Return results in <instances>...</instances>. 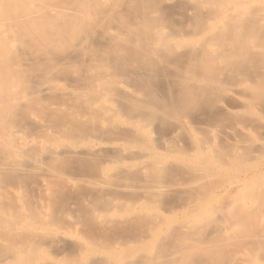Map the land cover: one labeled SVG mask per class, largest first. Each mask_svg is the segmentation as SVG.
Masks as SVG:
<instances>
[{"label": "rangeland", "instance_id": "rangeland-1", "mask_svg": "<svg viewBox=\"0 0 264 264\" xmlns=\"http://www.w3.org/2000/svg\"><path fill=\"white\" fill-rule=\"evenodd\" d=\"M143 1L145 0H141V1L139 0L121 1L120 0L121 3L119 5L116 4L118 5L117 8L116 6L114 7L115 10L113 8L114 13H111V14H115L117 19L118 18L120 19V17L121 18L123 17L127 19V22L128 20H130V23L133 22L132 25H130V27H128L129 23H127L128 25L125 24V26L127 27H123L124 26L123 23H125L124 21L123 23L121 22L123 18L120 21H118L117 19L114 20V23L111 20L113 19L112 17L110 18V20L109 18H106L108 16L106 17L102 16L101 18L96 19L97 20L96 22L105 21L111 24V25L108 24V26H112V27L107 26L111 30H113L112 28H114L117 23L122 24V25H119V28L117 26L118 24L116 25L117 26L116 28H118L120 31L121 30L124 31L120 33V35L123 36V37L121 36V38H124L125 40V37L126 38L130 37V40L126 39V41H123L121 43L125 42L126 44L128 43V46L129 44H132V46L127 48L126 44H121V46L124 45L123 47L124 51H122V53L120 52V55L117 57L114 54L117 53L115 51L117 50L118 47H120L119 45L120 43L118 42L119 43L118 47L116 46V43H115L114 45L116 47H114L113 43H111L113 40L112 41L110 40V44L113 45L112 47L114 48H111V49L109 48L111 47V45L108 44L109 39L107 41V38H108L107 36L106 38H104L103 34L106 35V33H103L102 31L104 28H101V27H106L107 23H104V22H101L102 26H99L101 24L96 23L95 21H94L95 23L94 22L93 23L96 24L97 26L92 25L93 23L91 24L92 26H94L95 29L92 28L94 32L91 30L89 33L92 32L93 37H95V39L91 35L90 37H92V39L88 38L85 40L83 35L86 33V31H88V28L84 29L85 33L82 35V37L85 42L87 40L88 42L85 44L83 41L84 48L83 46L80 45L79 43L80 41H78V45L73 44L72 46L75 45V47L80 45L79 48L77 47L76 50H75V47L74 49H72V51H74L75 53L74 52L72 53V51H70L71 44L69 43V41H68V45L70 47L69 46L67 47H69L70 49L67 47H60L55 50L53 49L52 51L50 50L51 48H49V51L51 52H49L47 48H46V51L43 50L42 43H41L42 47L36 50L35 48L37 47L35 46V43L31 44L32 42L27 41L26 44H29V46L31 47L27 45L29 48L26 49L27 52L25 51L26 54L24 56V62L26 61L25 62L26 64L24 65V62L23 61L21 62L23 56H21V58L19 57L21 60L19 59L18 60L20 61L19 64L24 65L23 67L25 68L24 72L26 70L25 73L22 72L23 74L19 75V78L23 77L22 78V80L24 79L23 82H25V79H27L26 81L28 83L26 82L24 84L26 86H29L27 88L23 84V88L19 87V89L20 91H22L21 89H25L27 91L25 92V94L28 93L26 96L28 97V99L25 97L26 100L23 99L24 101L21 99L18 100L21 103L17 101L18 103L21 104L20 105L17 103L18 105L16 106L17 113L14 112L15 116L13 115V113H11L10 115L11 118L10 116L8 117L10 122H13L14 124V126L12 125L13 126L12 129L14 132L11 130L13 133L7 137V141L5 143H2L0 145V264H149V263L151 264V261L153 262L152 264L154 263L155 264H187V263L197 264L199 261H201L200 259H203L201 258L203 256V253L199 247H195L194 245L196 246L200 245L198 243H200L202 240L205 239L206 234H207L206 232H208V230L214 227L212 226L213 221L212 219H210V216L212 215L210 210H212V208H217L221 206L222 203L226 204L227 202L224 203V201L225 200L228 201V199L231 198V194L228 193L229 197L227 194V192L230 191L231 189L227 181H230V180L232 181H242L243 180L244 181L245 179H246L245 181H248L249 178H251L249 180L251 181L252 178H255L253 180H256L257 177L263 178L264 176V173H263L264 152L262 151H264V148L262 147L263 148V150L261 149L262 153H258V154H256L257 151L255 150L254 153L257 155V157L252 151L251 152L254 154L253 155L254 157H252V154H249L247 152L250 151L248 150V148L250 147L249 144L251 145L253 144L251 147L253 146L256 147L255 143L262 142L264 140V136H263L264 134H262L264 131L263 130L264 128L263 126H261L262 128L259 126V125H262L261 123H263L260 121L264 119V115H263L264 112L262 113V110L264 109L260 108V111L257 110L259 108L256 109V111L261 112L263 116L261 118L257 117L258 120L257 119L254 120V117H256V114L255 116H253L254 114H249V112H247L245 108L243 107L240 108L239 104H237L239 103V99L236 100V98H239L241 94L239 93L240 94L239 95L231 91V89L234 88L235 83H236L234 80L236 78L234 77H237L240 74H242L241 72L239 73L238 71H244L243 73L250 72L251 74H253L252 72L256 71V68H253V66H255V63L257 64L260 61V59L258 58L261 57V56L259 57L255 56L254 58V55L259 54L258 51L256 53V51L253 50L251 52L252 57L250 55L249 57L245 56L243 58L244 55H241L242 56L241 58L243 59H245L246 57L249 58L247 62L246 60L244 62L243 59H242L243 61L242 62L241 58L237 59L240 57L238 55H237V58H234L236 56L232 57V59H235V60H231L230 56H228L229 58L226 57L227 54L231 55V52L225 53L226 55L225 54L224 55L226 59L224 61H227V60H230V61H227V64H226V62L224 63L222 62L223 60L220 62H217V58H216V63L219 64L218 66L219 68L215 65L217 69L216 71L214 70L213 72L212 70L214 69L213 68L214 65H212L213 69H209V66H211L210 64H212V62L210 61L211 63L210 64L208 63L209 64V66L207 65L208 72L212 74H217L218 77L221 76L222 79L220 77L219 79H221L220 80L221 82H224V84L222 83L223 86L227 85L226 86L228 89L227 93L225 92L226 87H223L225 88L224 90L220 88L222 89L223 92H221V90H218L220 86L222 87L220 81L216 83L217 86L220 84V86H218V89L216 88L217 86L215 83L212 84L213 82L212 78H214L213 76L207 77V78H211L212 82H209V83L208 82L205 83V81L202 82L203 80L200 81V79L197 77L195 79L191 78V76H193L194 73L195 74L197 73L195 72L193 67L198 68L199 65L197 63L199 62L196 63V60H195L194 61L195 63L192 62L193 65H191L192 63L189 64L188 59H187L188 63L183 62V60L188 58L187 56L191 54V52L189 51V50H192L191 47L193 45H196L198 43L197 41L200 42V39H201V38L195 39V36L193 38V31L196 30L197 23L200 20L198 17H197L198 19L195 18V15H196L195 13L199 9L195 11L194 10L195 7L192 6L191 2H188L189 0L188 1L187 0L186 1L185 0H172L170 1V4H164V3H162L161 5L159 4L156 7L159 9L161 8V10H163V11L160 10V12L163 13V15L161 16L160 15L161 13L159 15L161 16L160 17L161 21L164 19L163 21H165L164 24L166 25L163 27V29H165V31L167 30L166 32L167 33L169 32V34H172L174 31L177 34L178 32L177 30L179 29L180 33H178L177 35L176 34L173 35L175 33L174 32L172 34L174 37H171V38L174 39V41H171L169 39L170 43L173 44L171 46L174 48H172L171 46H170L171 48H169L165 44L162 46V44L160 45L161 42L159 41L157 43L159 45V48H158L159 54L157 55V57L158 58L163 57V58L157 60V57H155V60H157L158 63L162 62V66L161 64H158V65H155L156 67H153L154 71L152 70V72L154 73L157 72L156 74L158 73L159 74L157 75V77L155 74H154V77L152 76L153 78H152V82L150 81L151 82L150 85H152L153 89H155L154 90L155 92H154L151 87L152 91L154 93H157L155 96L153 95L152 98H155L156 100H158V104L160 105L156 104L157 101L155 100L156 102H154V100L152 99V101L155 103V109L151 108V110L153 111H151L150 108L148 109L145 108L146 109L145 110L143 106H142L143 109L139 108L137 105L138 103L139 105H141L140 104L141 101L146 100L147 102L150 99V97L148 99L147 97L144 98L145 92H143V90H141V87H140V84L142 83L140 80L143 81L142 78H145L141 75V73H143V70H141V68L140 70L135 69V68L139 69V63L142 62L143 61L142 59L145 58V57L141 58V56H143V54L145 53L148 54L147 50L145 51V43L147 42L149 38L145 39L146 42L143 44L144 42L143 35L145 33H148L147 30L144 32V34L141 33V37H139L140 36L139 32L144 29L143 26L145 25L146 22L144 23V25L140 24V22L142 23V21H140L138 24L139 20L135 18L137 17V15H139L141 11L140 8L145 6L144 4V6L141 7L142 5L141 2L143 3ZM152 1L153 0L148 1L150 2V5ZM148 2L146 3L148 4ZM107 6H108V9H110L109 5ZM190 7L193 9L191 10ZM108 9L106 8L105 10H108ZM202 11L199 10V12L198 11L197 12L202 13ZM156 12L158 13L159 11H156ZM154 13L153 15L156 16L157 14H154ZM109 14L110 13L108 12V15ZM202 14L201 15L199 14L197 16L200 17L202 16ZM203 16L200 18L202 19ZM105 18L107 19V21ZM135 19L137 20L136 21L137 23H134ZM195 19L198 20V22H196ZM164 24H162V26ZM120 27L122 29H120ZM146 27L148 28L149 26L146 25ZM131 28L135 30H130ZM104 30L106 31V29ZM170 30L172 31L171 33H170ZM83 32L84 31H82V33ZM82 33H80V36ZM123 33H126V36ZM131 33H135V34H131ZM183 33H186V34L190 33L191 35L186 36V34H183ZM179 34H183V35L181 36ZM133 35H136V36H133ZM136 38L138 39L137 41H136ZM145 38H146V35H145ZM27 39L29 40V38H26V40ZM79 39H81V37ZM105 39H106V42H105ZM183 40L185 41L183 43L190 44L188 45L189 47L187 46L188 48L186 49H184L183 46L179 45L178 47V45H176L178 42L182 43L181 41ZM119 41H122V40L120 39ZM140 41H143V42H140ZM93 44L95 46H93ZM136 44H138V46ZM226 44L227 45H224L222 47H226V46L228 47V44L230 45V43H226ZM66 45H67V42H66ZM133 45H135L136 47L135 49L132 48ZM234 47L235 46H233L232 48L236 50L235 48L237 47L235 48ZM30 48L31 49L33 48V49L30 50ZM87 48L93 49V50L90 51ZM105 48H108L107 49L108 51H106ZM146 48H147V43H146ZM20 49H21L20 51H24L23 49L25 48L20 47ZM40 49H42V51ZM86 49L88 50V52L90 51L89 55L87 54ZM113 49L115 53H113L112 55V52H109V50H113ZM170 49H173L172 52L174 54L171 53ZM183 49L187 52L189 51L190 54L186 56V54L184 53L185 51L183 52ZM225 49L228 50V48H224V50ZM28 50L31 51L30 52L31 55H29ZM234 50H230V51H234ZM100 51H101V54L100 53L98 54V52ZM128 51L129 52L132 51L134 54H132V52L128 53ZM135 51H138V53L136 52L138 54L137 57H136L137 54L135 53ZM211 51L213 52L214 50H210L209 52L210 54H212ZM215 51L213 52V54L216 53ZM141 52L143 53L141 54ZM235 52L240 53L238 50H236ZM22 53L18 52L19 55ZM102 53L103 55L104 54L105 55L102 56ZM118 53H119V49H118ZM192 53H194V51ZM11 54L13 55V53ZM14 54L18 55L17 51H15ZM80 54L82 55V57L79 56ZM123 54L124 55L131 54V56L133 57L126 56L127 59L123 63V62H120L124 60L125 56H123ZM140 54L141 56H139ZM183 54L185 57L182 56ZM220 54L221 53L217 54L218 61H219L220 56L222 57V54L221 55ZM15 56H13L14 59H16ZM103 57L106 58L108 62H110L109 64H111L110 60L115 58L114 60L115 64L117 62L119 65L113 64L115 67L112 66L113 68L111 67L112 68L111 69L110 66H108L107 64V61H105ZM129 57L130 59H128ZM134 57H136L135 59L137 61V65H135L136 64L135 62H133ZM151 57L152 56H150L149 60L153 59V58L151 59ZM204 57H205V54H204ZM8 58H9V55H8ZM99 58L100 60L104 59L105 62L103 60L102 61L105 63V65L108 66L109 72L111 71L116 72L118 68H120L119 70H122L121 68L123 67H121V65L122 66L126 65L127 68L126 67L124 68H126V70H129V71H126L124 69H123L124 71H121V72L117 71L121 73V74H118L119 76L123 75L122 77L121 76L119 77V78H122V80H119L118 75H117V80H118L117 84L121 83L122 81L123 83L127 84L129 88L131 89V91L133 92V94L128 93L127 95L125 94L126 93L125 91L124 93H122V92H118L121 89L119 90L117 89L118 91L116 92V89H115V92L118 93V94L115 93L116 96H118V97H115V99L118 98V100L114 99L115 101H112V103L114 104L115 108H117L118 106L116 110H119V111H116V112L119 114V117L118 115L116 116L117 114L116 112L114 114L112 113L114 119L111 118L112 122L107 121L108 124L105 121L108 119L107 118L104 119V118L107 117L109 114H111L112 111L109 110V113L107 115H104L106 113L104 111L105 113L103 114L99 113L97 114L98 115L97 116L96 113L101 111V109H96L97 112H95L96 110L94 111L93 109L91 111L89 107V105L91 104L92 98L94 96L91 97L90 102L88 101L90 99L89 97L91 94L90 93L91 87L92 88L94 87L93 83H96L98 77L93 78V79L96 78V81L94 80L95 82L92 79L88 80V78L91 76L93 77L94 74L92 75V73L97 71V68H92V67H96L97 64L98 66H101L100 65L101 63L99 64L96 62V59L99 60ZM138 58L141 60L139 61ZM189 58H192V57L189 56ZM177 59L182 60L184 65L186 63L185 66L183 64L179 65L181 61L176 63L178 64L177 66L179 67L183 65L185 69L184 68L179 69L177 67L179 69L177 70L175 68L176 64L174 65V63L176 62ZM194 59H196V57ZM199 59L201 58H198V61ZM205 59H207V57L204 58V60ZM250 59L252 61L256 60L257 62L256 61L251 62ZM159 60H162V61L160 62ZM174 60L175 62H173ZM210 60H213V59L211 58ZM15 61L18 63L17 60ZM70 61L72 64L69 63ZM163 61H164V64H163ZM94 62H96V64ZM130 62L131 64L133 62L134 66H132ZM147 62L149 63L148 59L146 60V62H142V63L146 64ZM202 62L204 63L205 61H202ZM241 62L242 64L246 63V65L243 64V66L245 65L244 67H247L245 68L246 70L244 69V67L237 68L241 66ZM57 63H58V67H57ZM232 63H233V66H231ZM49 64L51 65L53 70ZM129 64L131 65L133 70L130 68ZM228 64L230 65L228 66ZM15 65L17 64L15 63ZM140 65L143 66L142 64ZM249 65H251V67ZM25 66H27V68ZM186 66H189L190 70L193 68L191 72L194 70L192 73L190 72L191 74L188 73L189 75L186 77L188 78L191 75L190 76L191 81L189 83L184 81L185 77L183 78V73L187 74V72L182 71L183 73H180V70H183V69L184 71L188 70ZM224 67L227 68V70H225ZM13 68H15L14 65H11V71ZM204 68H206V66ZM249 68L251 70L247 71V69ZM103 69H106V68H103ZM108 69H106V72ZM218 69H220L219 72H217ZM125 71L128 74H125L126 73ZM200 71L201 70H199L198 73ZM221 71H224V72L220 73ZM19 72H20V69L18 70L17 73ZM104 72L105 71H103V73L100 72L101 76H105V75H102V74H106ZM250 73H247V74L252 76ZM110 74L109 75L106 74L107 77H105V79L107 80V83L108 81L113 79L114 74L112 76H110ZM204 74H201L200 76ZM11 75L9 78L10 84L14 83L12 81L14 78H16V81L18 79L17 78L18 76H16L14 78L12 77L13 79L11 80ZM15 75L16 73L14 74V76ZM234 75H237V76H234ZM46 76L51 77V79H53L52 77H54L55 81L56 80L58 81L60 79L58 83H60V85L63 88L62 89L52 88V89L46 90L45 88L48 85H51L53 83V82H49L50 78L47 79ZM175 76L177 80L175 79ZM196 76L199 77V75H196ZM217 76L215 77L216 79H217ZM40 77L42 80L40 79ZM181 77L183 80L182 79L180 80ZM108 78L110 80H108ZM216 79H214V81ZM40 80H41V83H38ZM106 80H103V81L99 80V81L103 84V82ZM135 80H137V82ZM144 80H147V79H144ZM207 80L209 81V79ZM46 81H48L49 83ZM52 81H54V79ZM86 81H89V82H86ZM181 81H183V83H181ZM139 82L141 83L138 84ZM199 82H202V83H199ZM105 83L106 82H104V84ZM10 84H8V86H10ZM100 84H99L100 88L98 87V89H101L102 84L101 85ZM13 85L14 84H12V86ZM15 85L18 86L17 83ZM111 85H115L116 87V84H114L113 82L111 83ZM187 85L192 90V93H190L191 91L188 92L190 94L187 93V89L185 88V87H188ZM229 85L231 86L230 92H228ZM12 86H10V90L14 88V86L13 88ZM104 86L106 85H103L102 91L105 88ZM107 86H109V84H107ZM117 86L119 88V85ZM95 87L92 89L94 92L96 91L95 89L97 88ZM111 87L113 88L114 86H111ZM86 88L89 90H87ZM106 89L107 88H105L104 90ZM15 90H17L16 87H15ZM25 90H23V93ZM195 90H196V93H195ZM16 92L18 93V95L21 94V92H18V91ZM96 92L98 93V91ZM136 92H139L140 94ZM135 93L136 95L140 96V98H137L138 96L137 97L134 96ZM180 94H183V95H180ZM227 94H230L231 97L233 96L234 98L232 97L233 98L232 99L230 95H227ZM97 95H99V93ZM24 96L25 95H22V98H24ZM186 98H190V100L188 99L190 102L186 100ZM192 99H196V101ZM170 100L171 101L173 100V101L171 102ZM180 100L181 102L183 101V103H181ZM134 101L135 102L137 101V103H135ZM36 102H37V105H36ZM146 102L143 101L141 103L144 104ZM171 103H173L172 104L173 106L171 105ZM186 103L187 105H185ZM135 104L137 105V108ZM174 104H176V106ZM92 105L93 104H91V109H92ZM132 105L135 106L136 110L139 108L138 110L139 112L137 111L139 115H137L138 113L135 110H133L135 113L134 112L130 113L131 111L128 112V110L134 109ZM162 105L164 106V108L167 107L166 109H168L170 113L169 116H168L167 111H166L167 115L166 114L163 115V112L158 113V111H163L164 109L159 107L161 109L159 110L157 109L156 106H162ZM188 105L190 106V108L186 107ZM18 107H19V110H17ZM129 107H131V109ZM170 107L172 108L170 109ZM180 107L181 109L183 108L184 110L178 109ZM259 107H262V106L259 105ZM140 109H142L141 111H144L145 113L147 112V110L148 111L150 110L151 112L156 111L158 113L156 115L157 119L154 118V121L149 122V124L151 123L152 125L148 126V124H145L148 126L146 129H143V126L141 125L142 123L146 122V119L144 120L143 118L141 120L143 122L138 121V116H142L144 114V112H141ZM173 109L174 110L176 109L175 112ZM170 110L174 113H172ZM91 112L94 114H92ZM102 112H103V109H102ZM176 112H177V115L175 114ZM140 113L141 114L143 113V114L140 115ZM161 113L162 115L160 116L159 114ZM78 114H81L82 117L81 115L79 116ZM112 114L109 117H112ZM134 114L137 117H135ZM246 114H249V115H246ZM102 115H104L105 117L103 116L104 118H102ZM252 116L253 118H251ZM99 117H100V120H99ZM178 118L180 120H178ZM189 118L192 120H190ZM183 119L190 123L191 125L190 128L185 127L183 125ZM41 121L44 124H42ZM113 121H116V122L114 123ZM203 123H206L208 125L206 124L204 125ZM106 124L108 126H105ZM116 124L117 125L119 124L118 126H120V128L118 126L116 128ZM44 125L47 126V129H45ZM61 125L66 126V127L67 125L69 127L72 125L73 128L72 127L70 128L73 130H70V128L67 127L69 128L70 132L65 131V133L67 132V134H65L63 132L64 127H62ZM244 125H247V126H244ZM42 127H44V129L47 130V132L43 130ZM79 128L81 130H79ZM111 128H113L114 130L116 128V130L113 131V129ZM75 129H78V130H75ZM244 131L247 135L243 134ZM85 137L89 140H87ZM36 138L38 139V142ZM253 140L255 143L252 142ZM34 142L37 143L35 144L38 147L42 145L41 149L40 148L38 149V147H36V145L33 144ZM28 143L29 145L27 146ZM31 144L33 145V147L31 146ZM70 145H72V147ZM77 145H80V146L82 145L81 146L82 150L80 149L81 147L79 146H78L79 147L78 149ZM15 146L16 147L21 146L18 149L24 152L23 153L24 158L20 156L21 155L20 153H22L20 150H19L20 153L17 151L20 155L15 151ZM29 146L34 148V150H32V148H30ZM65 146L68 149L72 148V150H74L73 153L71 149H69L71 150V154L69 153L70 155H68L65 150L63 151ZM95 146H96V149H95ZM174 146L175 147L177 146V148H175ZM198 146L199 147L201 146V147L199 148ZM23 147H25L26 149H24ZM48 147L49 148L52 147L54 151L56 152L61 150L59 151L61 153H57L58 154L57 157L59 158L57 160H61V162L56 160V163L54 162L53 164V160L50 157L51 159L50 162H52L53 167L55 165L54 169L52 167V164L48 163L49 159L47 160L44 159L46 160L45 162L44 160H42L44 162L42 164L40 162L38 164H35V163L33 164V162L29 160L31 158L28 159L27 156H24V155H29V157L30 156L32 157L34 155L36 148H37V151L39 150L38 154H40L42 148L43 150L45 149V152H46V149L49 152L50 150L48 149ZM61 147H64V148H61ZM93 147H94V150L91 149ZM116 147L118 148L120 147L119 148L120 150L118 148L116 150L115 149ZM251 147L250 149H253ZM201 150L205 151V153L202 152L199 154ZM211 150L213 151L210 152ZM10 151H12V153L13 151H15L14 156ZM62 151L65 153L63 154ZM45 152L42 151L41 157H42V154L43 155L45 154ZM15 153H17L20 156L19 160H17L16 163L14 161H16V158H18L19 156ZM28 153L30 154L32 153L33 155L32 154L30 155ZM202 154H205L206 156L205 155L202 156ZM233 154L235 155L232 156ZM261 154H263V156ZM15 155L18 157H16ZM259 155L261 156V158ZM64 156L65 158L62 159V157ZM239 157L241 158L239 159ZM21 158H23V160L26 158V160L28 159L30 162L29 161L26 162L25 160V162L22 161V165H20L18 164V161H20ZM231 158L233 159L231 160ZM208 159L209 161L207 162H210V165L211 163H214V162L218 163L217 165H219V169L217 166L211 165L210 167L209 163L206 162V160ZM234 159L235 161H233ZM203 160H205L204 163H203ZM237 160H240V163ZM157 161H159L160 164H157L158 163ZM197 162H200V164H198ZM230 162H233V163H230ZM25 163H27L28 165ZM205 163H207V165ZM16 164H18L19 167L16 166ZM224 164H227V166ZM160 165L163 167L162 170L160 169L161 168ZM239 165L242 166L243 168L240 167ZM25 166L27 167L25 168ZM17 167L19 168L18 170H16ZM204 168L207 170H205ZM239 168H241V170ZM257 168L259 169L256 171ZM242 169L243 170L246 169L244 171V175H243V172H241L243 171ZM250 169L251 171H248ZM252 169H255L256 172H254V170ZM202 170L205 171L204 172L205 174L196 173ZM209 171L211 172V175H210L211 177L209 176ZM201 174L202 175L204 174V176H202L203 178L201 177ZM157 175L161 177L160 178L161 180H159ZM240 175L244 177H241ZM74 178H77V180H75ZM102 178L104 179L102 180ZM198 178L203 179V180H199ZM44 179H45V182H44ZM189 179L191 181H189ZM193 180H195L194 182H196L194 183L195 185L198 184L197 187L194 184L193 185L191 184L193 183ZM198 180L200 181V183L198 182ZM206 180L208 183H205ZM183 182H184V185L182 184ZM160 184L162 185V187ZM163 185H165V187ZM154 187H157V189ZM158 188H161L159 189L160 190L159 195L157 193L159 191ZM162 189L164 191H162ZM152 192L155 193V195L157 194L158 197L157 195L155 196ZM224 193L227 195V197H225L226 195H224ZM151 195H154L153 196L154 198ZM263 205L260 204V205L254 206V207H257V210L256 208L253 207V205L250 206V204L247 205L248 207L243 208L247 210L238 208L239 207L238 205L236 206L237 208L235 207L233 211V214L236 212L234 214L236 217L234 215L233 216L236 219L238 218L237 220L241 221L239 222L240 227L245 228L247 226L246 228H249V229L264 230L263 229L264 228V213H262L264 212ZM258 206H260V208ZM206 207H208V210H205ZM250 210L252 212L254 211L256 214L254 212L252 214ZM249 213H250V216H249ZM251 215L253 216L252 218H251ZM209 219L211 220L210 221L211 223H209ZM252 219L254 223L252 222ZM181 223L184 225L186 224V225L179 226L178 224H181ZM193 223H195V225ZM158 230H161V231L159 232ZM195 231L196 232L199 231V232L196 233ZM201 233H202V236H201ZM198 237L202 239L200 240ZM119 239L121 240V242H123V244H121ZM193 239L194 241L192 242L191 240ZM197 239L199 241L196 242ZM187 243L188 244L190 243V244L188 245ZM185 246L186 247L188 246L189 249L188 248L185 249L184 248ZM174 251L176 252V254ZM194 254H196L195 257H194ZM175 257H178L179 259Z\"/></svg>", "mask_w": 264, "mask_h": 264}, {"label": "bare ground", "instance_id": "bare-ground-1", "mask_svg": "<svg viewBox=\"0 0 264 264\" xmlns=\"http://www.w3.org/2000/svg\"><path fill=\"white\" fill-rule=\"evenodd\" d=\"M121 1H123V0H121ZM137 1V0H136ZM139 1H141V0H139ZM148 1H150V0H145V1H143V3L141 2V7L142 6H144V4H145V6L144 7H142V8H140V13H139V15H137V17H135V16H133V17H135V18H137V20H139L138 21V24H139V22L140 21H142V23L140 22V24H142V25H144V23H145V25L143 26L144 27V31L143 30H141L140 32H139V34H140V36L139 37H141V33L142 34H144V32L147 30V32L148 33H145L144 35H143V41H140V42H143V44L146 42V40L145 39H148L147 40V48H146V43H145V51L147 50V52H148V54H143V56H141V54L143 53V52H141V54L139 55V56H141V58L142 57H145L144 59H142L143 61L142 62H146V60L148 59V61H149V63L147 62L146 64H144V63H142V62H140L139 63V61L141 60V59H139V61H138V63H139V69L138 68H135L136 70H140V68H141V70H143V73H141V75L143 76V77H145V78H142L143 79V81L142 80H140L141 82H139L138 84H140V87H141V90H143V92H145V97L144 98H146L147 97V99L150 97V99H149V101H147L146 102V100H143L144 102H146V103H141V102H143V101H141L140 102V104L141 105H139V103L137 104L138 105V107L139 108H142V106L144 107V109L146 108V109H148V108H150V110H151V108H154L155 109V103L154 102H156L157 101V103L156 104H158V100H156L155 98H152L153 97V95L155 96L157 93H154L155 91V89H153V86L152 85H150V83L152 82V78L154 77V74L156 75V77H157V75L159 74H156V73H154V72H152V70L154 71V68L153 67H156L155 65H158V64H161V66H162V60H159L161 63H158V59H162L160 56V58H158L157 57V55L159 54L158 52H159V50H158V48H159V45L157 44L158 43V41L159 42H161L160 43V45L162 44V46L165 44V45H167L169 48H171L172 46L171 45H173L172 43H170V40L171 41H174V39H172L171 37H174L173 35H175L176 34V32L172 35V34H169V32L167 33L166 31H165V29H163V27L164 26H166L165 24H164V22L165 21H161V16L163 15V13H161L160 12V10H161V8L159 9V8H157L156 6H158L159 4L161 5L162 3H164V4H170V1H172V0H153L152 2H151V5H150V2H148ZM186 1V0H185ZM188 1V0H187ZM146 2H148V4L146 3ZM188 2H191V4H192V6H194L195 8H194V10L196 11L197 9H199V10H203L202 11V13H198L199 12V10H197L196 11V15H195V18H199L200 20H199V22H198V20H196V22H198L197 23V27H196V30L195 31H193V38H194V36H195V39L196 38H201L200 39V42L199 41H197L198 43L196 44V45H193L192 46V44H191V48H192V50H189L190 52H191V54H190V52L188 51H185L184 49H186V48H188L189 46L188 45H190V44H185V43H183V42H185L184 40L183 41H181L182 43H177L176 45H178V47H179V45L180 46H183L184 47V49H183V52L186 54V56L188 55V54H190V55H188L187 57L188 58H186L185 60H183V62H186V63H188V60H189V64L190 63H195L194 61L196 60V63L197 62H199V63H197L198 65H199V69L198 68H195V67H193L194 68V70H195V72H197L196 74L194 73V75L193 76H195V77H193V76H191V78H199L200 79V81L201 80H203L202 82H204L205 81V83L206 82H212L211 81V78H207V77H209V76H213L214 78H212L213 79V82H212V84H216L217 82H219L222 78H221V76H219L221 79H219V77L217 76V74H212V73H209L208 72V66H209V64L212 62V64H210L211 66H209V69H213L212 70V72L215 70L216 71V69H217V67L219 66V64H217L216 63V58H217V62H220V61H222L223 63L224 62H226V64H227V61H230V60H227V61H224L225 59H226V57L227 58H229L228 56H230V59L231 60H235V59H232V57H234V56H236V57H234V58H237V55L238 56H240L239 58H237V59H240L242 56L241 55H244L243 56V58L245 57V56H247V57H249L250 55H251V52L253 51V50H255L256 51V53H257V51H258V55L256 54V55H254V58H255V56L257 57H259V56H261V57H259L258 59H260V61L256 64L255 62V66H253V68H256V71L255 72H252L253 74H251L250 72H245V73H243L244 71H238L239 73L241 72L242 74H240L239 76H237V75H234V76H237V77H234V78H236V79H234L235 80V86H234V88H230L231 86L229 85L228 86V88H229V91L228 92H230V89H231V91L232 92H235V93H237V94H239L240 95V97L239 98H236V100H238L239 99V103H237V104H239V106H240V108H245V110H247V112H249V114H254L253 116H255V114H256V117H254V120L255 119H257V117L258 118H261L263 115L261 114V112H257L256 111V109L257 108H259V109H257V110H259L260 111V108H262V109H264V0H189ZM121 2H120V0H0V145L2 144V143H5L6 141H7V137L10 135V134H12L14 131H13V129H12V127L14 126V124H13V122H10V120L8 119V117L11 115V113H13V115H14V112H16L17 113V111H16V106H18L17 105V103L18 102H20V101H18V100H26V98L28 99V97H26L27 96V94L28 93H26L25 94V92H27L25 89H21L22 91H20V89H19V87L21 88H23V84L24 83H26L27 81V79H25V82H23L24 81V79L22 80V78L23 77H21V78H19V75L21 74H23L22 72H24V69L25 68H23L24 67V65L26 64L25 62H24V56H25V54H26V52H27V50L26 49H28L29 47H31V46H29V44H26L27 43V41H29V42H32L31 44H33V43H35V46L37 47V48H35L36 50L38 49V48H41L42 46V44H43V47H42V49L43 50H45L46 51V48H47V50L49 51V48H51L50 50H52L53 51V49L55 50V49H57V48H60V47H67V46H69L68 45V41H69V43L71 44V49L69 48V47H67V48H69L70 49V51H72V49H74V47H75V45L74 46H72L73 44H77L78 45V41H80L79 43H80V45L81 46H83V48H84V44H83V37H82V35L85 33V28L87 29L88 28V31H86V33L83 35L84 36V39L86 40V39H88V38H91L92 39V37H93V33L91 32V33H89L91 30H92V28H94V26H92V25H96V24H94L97 20L96 19H98V18H101L102 16H108V17H106V18H109V20H110V18L112 17L113 19H111L112 21H113V23H114V20H116L117 18H116V16H115V14H111V13H114V11H113V8L116 6V8H117V6L120 4ZM116 4H118V5H116ZM154 4V5H153ZM107 5H109V8L110 9H108V6ZM126 5V4H125ZM127 6V5H126ZM119 7H121V6H119ZM130 7V6H129ZM162 7V6H161ZM107 8L108 10H105V9ZM124 8V7H123ZM191 8V7H190ZM127 9V8H126ZM193 8H191V10H192ZM114 10H115V8H114ZM130 10V9H129ZM122 11V10H121ZM156 11H159L158 13L156 12ZM161 11H163V10H161ZM194 11V12H195ZM206 11V12H205ZM108 12L111 14H109L108 15ZM132 12V11H131ZM154 12H156V13H154ZM193 12V11H192ZM205 12V13H204ZM120 13V12H119ZM122 13V12H121ZM128 13V12H127ZM153 13L154 14H157L156 16H154L153 15ZM161 13V14H160ZM165 13V12H164ZM198 13V14H197ZM118 14V13H117ZM123 14V13H122ZM161 16H160V15ZM201 15L202 14V16H203V18L201 19L200 17H202V16H197V15ZM114 15V16H113ZM120 15V14H119ZM159 15V16H158ZM186 15V14H185ZM129 16V15H128ZM165 17V16H164ZM105 18V19H106ZM123 18V17H122ZM121 17H120V19L118 18L117 20L118 21H120L121 19H122ZM197 18V19H198ZM124 19V20H123ZM122 19V23H123V21L125 22V23H123L124 24V26L123 27H127V26H125V24L126 25H128L127 23H129V26L128 27H130V25H132V23L133 22H131L130 23V20H128V22H127V19H125V18H123ZM136 19H135V22L134 23H137L136 21H137ZM194 20V19H193ZM95 21V22H94ZM99 21V20H98ZM106 21H107V19H106ZM94 22V23H93ZM101 22H104V23H107V22H105V21H99V22H96V23H100L101 25H99V26H102V23ZM108 22H110V21H108ZM162 22V23H161ZM196 22H194V23H196ZM93 23V24H92ZM110 23H112V22H110ZM92 24V25H91ZM108 24L109 23H107L106 24V27H101V28H104V29H106V31L103 29V33H106V35L105 34H103V36H104V38H106V36L108 37L107 38V41H108V39H109V43L108 44H110V40L112 41L111 43H113V45L116 43V46L118 47L119 45H120V47H118L117 48V50L115 51V52H117L118 53V49H119V53L117 54H114V55H116V57L117 56H119L120 55V52L122 53V51H124L123 49V47H124V45H122L121 46V44H126L125 42L124 43H121V42H123V41H126V39H129L130 40V37H125L126 36V33H123V34H125V40H124V38H121V36L122 35H120V33L121 32H124V31H120L118 28H119V25H122V24H120V23H117L116 25L118 26V28H116L117 26L115 25V29L114 28H112L113 30H111V29H109L108 27H112V26H108ZM162 24H164L163 26H162ZM92 27H91V26ZM109 25H111V24H109ZM146 25L147 26H149L148 28L146 27ZM97 26V25H96ZM108 26V27H107ZM192 26V25H191ZM108 28V29H107ZM133 28V27H132ZM130 29V30H135V29ZM137 28V27H136ZM147 28V29H146ZM190 28V27H189ZM95 29V28H94ZM117 29H118V31H117ZM120 29H122L121 27H120ZM149 29V30H148ZM175 29H177V28H175ZM174 29V30H175ZM195 29V28H194ZM125 30H126V28H125ZM140 30V29H139ZM172 30V29H171ZM170 30V33L172 32ZM82 31H84L83 33H82ZM93 31V30H92ZM114 31V32H113ZM143 31V32H142ZM178 32H177V34L178 33H180V31H179V29L177 30ZM94 32V31H93ZM133 32V31H132ZM80 33H82L81 34V36H80ZM136 33V32H135ZM135 33H131V34H135ZM196 33V34H195ZM228 33V34H227ZM138 34V35H139ZM176 34V35H177ZM183 34H186V33H183ZM183 34H179V35H183ZM195 34V35H194ZM227 34V35H226ZM88 37H87V36ZM92 35V37H90ZM145 35H146V38H145ZM187 35H191L190 33H188V34H186V36ZM229 35V36H228ZM230 35H231V37H230ZM28 36H30V37H28ZM86 36V37H85ZM102 36V35H101ZM102 36V37H103ZM128 36V35H127ZM133 36H136V35H133ZM149 36V37H148ZM180 36V37H181ZM227 36V37H226ZM81 37V39H79ZM98 37V36H97ZM123 37V36H122ZM138 37V36H137ZM176 37V36H175ZM189 37V36H188ZM26 38H29V40L27 39L26 40ZM75 38H76V40H75ZM94 39H95V37H93ZM103 38V39H104ZM228 38V39H227ZM79 39V40H78ZM122 40V41H119V40ZM134 39V38H133ZM140 39V38H139ZM170 39V40H169ZM176 39V38H175ZM102 40V39H101ZM135 40V39H134ZM138 39L136 38V41H137ZM34 41V42H33ZM67 42V45H66V42ZM77 41V42H76ZM81 41H82V43H81ZM91 41V40H90ZM89 41V42H90ZM191 41V40H190ZM28 42V43H29ZM64 42V43H63ZM88 42V40L85 42L84 41V43L86 44ZM105 42H106V39H105ZM120 44H119V43ZM164 42V43H163ZM42 43V44H41ZM135 43H137V42H135ZM226 43H230V45L228 44V47L226 46V47H222V46H224V45H227ZM233 45H232V44ZM234 43H236V44H234ZM26 44V45H25ZM30 44V45H31ZM97 44V43H96ZM104 44V43H103ZM107 44V45H108ZM119 44V45H118ZM186 46H185V45ZM193 44H195V43H193ZM29 47H28V46ZM64 45V46H63ZM79 45V46H80ZM111 45V44H110ZM109 45V46H110ZM113 45H111V47H109L110 49L111 48H114V47H116L115 45H114V47H112ZM137 46H138V44H136ZM19 46V47H18ZM34 46V47H35ZM49 46H51V47H49ZM79 46H76L75 47V50L77 49V47L79 48ZM89 46V45H88ZM92 46V45H91ZM93 46H95L94 44H93ZM97 46V45H96ZM126 46H127V48L128 47H131L132 46V44H129V46H128V43L126 44ZM140 46V45H139ZM171 46V47H170ZM188 46V47H187ZM233 46H235V47H237V48H235L236 50H238L240 53H237V52H235L236 50H234L232 47ZM17 47H18V49H17ZM20 47H22V48H25V49H23L24 51H20L21 49H20ZM54 47V48H53ZM90 47V46H89ZM196 47V48H195ZM221 47V48H220ZM45 48V49H44ZM81 48V47H80ZM126 48V49H127ZM133 49H135L136 47H135V45H133V47H132ZM143 48V47H142ZM161 48V47H160ZM172 48H174V47H172ZM190 48V49H191ZM193 48H194V50H193ZM221 50H220V49ZM224 48H228V50H224ZM230 48V49H229ZM33 49V48H32ZM31 48H30V50H32ZM34 49V50H35ZM42 49H40L41 51H42ZM66 49V48H65ZM69 49H67V50H69ZM88 49V48H87ZM86 49V52H87V54L89 55V52L91 51V50H93V49H88V50H90L89 52H88V50ZM95 49H97V48H95ZM95 49H94V51H95ZM108 48H105V50L106 51H108L107 50ZM138 49V48H137ZM164 49H165V47H164ZM168 49V48H167ZM180 49H182V48H180ZM19 50V51H18ZM34 50H33V52H34ZM40 50H38V51H40ZM80 50V49H79ZM129 50V49H128ZM130 50H132V49H130ZM169 50V49H168ZM171 50V53H173L172 52V50L173 49H170ZM210 50H216L215 52L216 53H214L213 54V52L211 51V53L213 54H210L209 52H210ZM220 50V51H219ZM230 50H234V51H230ZM15 51H17V54H18V52L19 53H22V54H18V55H16V54H14L15 53ZM26 51V52H25ZM29 51V50H28ZM93 51V52H94ZM163 51V50H162ZM175 51V50H174ZM181 51V50H180ZM194 51V53H192ZM217 51H219V52H217ZM30 52L31 51H29V55H31L30 54ZM49 52H51V51H49ZM64 52V51H63ZM74 51H72V53H73ZM81 52V51H80ZM84 52V51H83ZM83 52H82V54H83ZM105 52V51H104ZM109 52H112V55H113V53H115L114 52V49L113 50H109ZM130 52H132V51H130ZM129 51H128V53H130ZM138 53V51H135V53ZM182 52V53H183ZM231 52V55H226L225 53H230ZM11 53H13V55L11 54ZM36 53V52H35ZM67 53V52H66ZM71 53V52H70ZM75 53V52H74ZM79 53V52H78ZM85 53V52H84ZM92 53V52H91ZM101 54V51L100 52H98V54ZM136 53V54H137ZM157 53V54H156ZM162 53V52H161ZM219 53H221L222 54V57L220 56V58H219V61H218V55L217 54H219ZM250 53V54H249ZM255 53V52H254ZM253 53V54H254ZM11 54V55H10ZM68 54V53H67ZM132 54H134L133 52H132ZM174 54V53H173ZM179 54V53H178ZM204 54H205V57H204ZM226 55V57H225V55ZM8 55H9V58H8ZM16 55V56H15ZM34 55V54H33ZM36 55V54H35ZM105 55V54H104ZM103 55V53H102V56H104ZM111 55V56H112ZM149 55V56H148ZM156 55V56H155ZM181 55V54H180ZM196 57V59H194L195 57ZM208 55H209V57H208ZM224 55V56H223ZM13 56H15L16 57V59H14L13 58ZM21 56H23L22 57V60L20 59L21 58ZM61 56V55H60ZM79 56H81L82 57V55L80 54ZM101 56V57H102ZM123 56H125L124 57V60L123 61H120V62H123L124 63V61L127 59V57L128 56H130V57H133V56H131V54L130 55H124L123 54ZM122 56V57H123ZM127 56V57H126ZM138 56V54L136 55V57ZM149 58H148V57ZM150 56H152L151 57V59L152 60H149L150 59ZM182 56H184V54L182 55ZM189 56H191L192 58H189ZM202 56V57H201ZM215 57V59H214V57ZM20 57V58H19ZM121 57V58H122ZM130 57L128 58V59H130ZM136 57H134L133 58V62H135L136 64L135 65H137V61H136ZM147 57V58H146ZM155 57H157V60H155ZM185 57V56H184ZM207 57V59H205L204 60V58H206ZM213 59V60H210L211 58ZM246 57V58H247ZM251 57H252V55H251ZM250 57V58H251ZM12 58V59H11ZM26 58V57H25ZM88 58V57H87ZM104 58V57H103ZM118 58H120V57H118ZM180 58V57H179ZM198 58H201V59H199V61H198ZM203 58V59H202ZM243 58H241V61H242V59ZM243 59L244 60V62H245V60H246V62H247V60H249V58H247V59ZM21 60V62L23 61L24 62V65L23 64H19V60ZM79 59V58H78ZM82 59V58H81ZM92 59H94V58H92ZM105 59V61H107V64H108V66H110V68L112 67V66H114L113 64H115V58L114 59H112V60H110L111 61V64H109L110 62H108V60H106V58H104ZM104 59H101L100 60V58H99V60L98 59H96V62L97 63H101L100 65L102 66H98V64H97V66L96 67H92V68H97V71H95V72H90V73H92V75L94 74V76L92 77H89L88 78V80L89 79H92L93 81L95 80L96 81V78L95 79H93L94 77H98V79H97V81H96V83H93L94 85V87L96 88L95 90L96 91H98V93H99V95H97L98 93L96 92H94L92 89L94 88H92L91 87V91H90V99L88 100L89 102L91 101V97L92 96H94L93 98H92V101H91V104H93L92 105V109H91V104L89 105V107H90V110L92 111L93 109H94V111L96 110V109H101V111H99V112H97V110L95 111V112H97L96 113V115L97 114H99V113H105L104 115H107L108 113H109V110L110 111H112L111 112V114L113 113H115L116 111H119V110H116L117 108H118V106H117V108H115V106H114V104L112 103V101H115V100H118V98L117 99H115V97H118V96H116V94H118V93H116L119 89H121V90H123V91H121V90H119L118 92H122V93H124V91L126 92L125 94H127L128 95V93L130 94H133V92L131 91V89L129 88V86L127 85V84H125V83H123L122 81H121V83H118L117 84V82H118V80H117V75L118 74H121V73H119V72H117V71H124V70H126V65L125 66H122L121 65V67H123V68H121L122 70H119L120 68H118V70L115 72V71H111V72H109V69H108V66L107 65H105V61H104ZM123 59V58H122ZM122 59H120V60H122ZM135 59V60H134ZM188 59V60H187ZM15 60H17L18 61V63L15 61ZM54 60V59H53ZM52 60V61H53ZM65 60V59H64ZM77 60V59H76ZM87 60V59H86ZM104 62H103V61ZM153 60H155V61H153ZM165 60V59H164ZM193 60V61H192ZM207 60V61H206ZM215 60V61H214ZM251 60V59H250ZM30 61V60H29ZM51 61V62H52ZM66 61V60H65ZM73 61V60H72ZM91 61V60H90ZM102 61V62H101ZM113 61V62H112ZM168 61V60H167ZM181 61V62H180ZM191 61V62H190ZM201 61V62H200ZM202 61H205L204 63L202 62ZM211 61V62H210ZM253 61H256V60H253ZM252 60H251V62H253ZM17 64V65H15V63ZM50 62V63H51ZM96 62H94L95 64H96ZM119 62V63H120ZM132 62V64H131V62H130V64L132 65V66H134V63ZM173 62H175V60L173 61ZM178 62H180L179 63V65L180 64H183L184 65V63L182 62V60H179V59H177L176 60V62L174 63V65L176 64V63H178ZM233 62H235V61H233ZM243 62V61H242ZM242 62H241V66L240 67H237V68H242V67H244L245 65H246V63H243V64H245L244 66H243V64H242ZM250 62V63H251ZM257 62V61H256ZM13 63V64H12ZM32 63V62H31ZM53 63V62H52ZM60 63V62H59ZM69 63H71V61L69 62ZM82 63V62H81ZM88 63V62H87ZM86 63V64H87ZM157 63V64H156ZM186 63H185V65H186ZM193 63L191 64V65H193ZM209 63V64H208ZM214 63V64H213ZM216 63V64H215ZM229 63V62H228ZM237 63V62H236ZM249 63V62H248ZM61 64V63H60ZM64 64V63H63ZM72 64V63H71ZM76 64V63H75ZM122 64V63H121ZM127 64V63H126ZM129 64V66H130V68L132 69V67H131V65ZM140 64H142L143 66H141ZM163 64H164V61H163ZM189 64H187V65H189ZM202 64V65H201ZM205 64V65H204ZM231 64V63H230ZM230 64H228V66L230 65ZM235 64V63H234ZM252 64V63H251ZM11 65H14V67L15 68H13L12 69V71L14 72H12L11 71ZM23 65V66H22ZM50 65V64H49ZM115 65H119L117 62H116V64ZM128 65V64H127ZM178 64H176V69L177 70H179V69H181V68H184L185 69V65L183 66V65H181L180 67L179 66H177ZM191 65H190V67H191ZM195 65V64H194ZM197 65V66H198ZM204 65V66H203ZM208 65V66H207ZM212 65H214V67L212 68ZM217 67H216V66ZM223 65V64H222ZM17 66V67H16ZM21 66V67H20ZM66 66V65H65ZM82 66V65H81ZM84 66V65H83ZM93 66H95V65H93ZM106 66V67H105ZM183 66V67H182ZM196 66V67H197ZM203 66V67H202ZM206 66V68H204ZM231 66H233V63H232V65ZM247 66H248V64H247ZM250 67H251V65H249ZM13 67V66H12ZM19 67V68H18ZM26 68H27V66H25ZM50 67H51V65H50ZM57 67H58V63H57ZM62 67V66H61ZM70 67V66H69ZM85 67V66H84ZM87 67V66H86ZM115 67V66H114ZM118 67V66H117ZM120 67V66H119ZM124 67H126V68H124ZM160 67V66H159ZM158 67V68H159ZM179 69H178V68ZM201 67V68H200ZM216 67V68H215ZM227 67V66H226ZM235 67V66H234ZM18 68V69H17ZM23 68V69H22ZM49 68V67H48ZM52 68V67H51ZM50 68V69H51ZM55 68V67H54ZM81 68V67H80ZM102 68V69H101ZM103 68H106V69H108L107 70V72H106V69H103ZM113 68V67H112ZM111 68V69H112ZM186 68L188 69L187 71H184V69L183 70H180V73H183V72H187V74H185V73H183V78L185 77V80L184 81H186V82H190L191 81V78H190V76L188 77V78H186L189 74H191L192 72H191V70L193 69H191L190 70V68H189V66H186ZM219 68V67H218ZM225 68V67H224ZM232 68V67H231ZM245 68H247V67H244V69ZM20 69V72L19 73H17L18 72V70ZM56 69V68H55ZM65 69V68H64ZM102 71H101V70ZM124 69V70H123ZM175 69V70H176ZM203 69V70H202ZM236 69V68H235ZM21 70H23V71H21ZM52 70H53V68H52ZM57 70H58V68H57ZM92 70V69H91ZM90 70V71H91ZM133 70V69H132ZM158 70V69H157ZM196 70H201L199 73H198V71H196ZM206 71V73H205V71ZM225 70H227V68H225ZM238 70H240V69H238ZM246 70V69H245ZM248 70H251L250 68L249 69H247V71ZM60 71H62V70H60ZM93 71V70H92ZM103 73V71H105L104 73H106L107 75H109L110 73V76H112L113 74V79H109L108 78V80H110V81H108V83H107V80L105 79V77H107V75L106 74H102V75H105V76H101V73ZM126 71H129V70H126ZM125 71V72H126ZM159 71V70H158ZM183 71V72H182ZM202 71H204V72H202ZM211 71V70H210ZM220 71V69H218V71L217 72H219ZM25 72H26V70H25ZM24 72V73H25ZM152 72V73H151ZM179 72V71H178ZM191 72V73H190ZM222 72H224V71H221L220 73H222ZM235 72V71H234ZM233 72V73H234ZM13 73V74H12ZM16 73V75L14 76V74ZM43 73V72H42ZM52 73V72H51ZM96 73H98V74H96ZM138 73H139V71H138ZM145 73V74H144ZM152 75H151V74ZM163 73V72H162ZM189 73V74H188ZM205 73V74H204ZM247 73H250L252 76H250L249 74H247ZM12 74V75H11ZM18 74V75H17ZM57 74V73H56ZM125 74H128L127 72L125 73ZM131 74V73H130ZM201 74H204V75H202V76H200ZM210 74H212V75H210ZM224 74V73H223ZM235 74H237V73H235ZM10 75H11V80L14 78V77H16V76H18L17 78V81H16V78H14L12 81L14 82V83H12V84H14L13 86H14V88H13V86H12V84H10L9 82H10ZM45 75V74H44ZM86 75V74H85ZM99 75V76H98ZM196 75H199V77L198 76H196ZM205 75H207V76H205ZM218 75H219V73H218ZM24 76V75H23ZM121 77L123 76V75H120ZM119 75H118V79L119 80H122V78H119L120 77ZM153 76V77H152ZM217 76V79L215 78ZM13 77V78H12ZM28 77V76H27ZM42 77V76H41ZM41 77H40V79H41ZM47 77V79L48 78H50V80H49V82H53L51 85H48L47 87L46 86H44V87H46L45 89L47 90H49V89H52V88H63L61 85H60V83H58L59 82V80L57 81H55V78L54 77H52L53 79H54V81H52L53 79H51V77H49V76H46ZM58 77V76H57ZM87 77V76H86ZM109 77V76H108ZM26 78V77H25ZM190 78V79H189ZM9 79V80H8ZM20 79V80H19ZM144 79H147V80H144ZM175 79H176V76H175ZM182 79V77L180 78V80ZM187 79V80H186ZM199 79H198V81H199ZM206 79V80H205ZM207 79H209V81L207 80ZM214 79H216L215 81H214ZM219 79V80H218ZM42 80V79H41ZM41 80L38 82V83H41ZM99 80H101V81H103V80H106V81H104V82H106L105 84H104V82H103V84L99 81ZM177 80V79H176ZM179 80V79H178ZM183 80V79H182ZM230 80H231V78H230ZM11 81V82H12ZM20 81V82H19ZM22 81V82H21ZM91 81V80H90ZM92 81V82H93ZM94 81V82H95ZM136 82H137V80H135ZM139 81V80H138ZM151 81V82H150ZM197 81V82H198ZM222 81H224V80H222ZM46 82H48V81H46ZM48 82V83H49ZM86 82H89V81H86ZM98 82H100L101 84H102V86H101V89H98V87H99V84L100 83H98ZM113 82L114 84H116V87H115V85H111V83ZM202 82H199V83H202ZM18 84V86L17 85H15V84ZM28 83V82H27ZM181 83H183V81H181ZM187 83V84H188ZM192 83V82H191ZM220 83H221V85H222V83L224 84V82H221L220 81ZM8 84H10V86H12V90H14V91H12V90H10V86H8ZM20 84V85H19ZM22 84V85H21ZM90 84H92V83H90ZM96 84V85H95ZM97 84H98V86H97ZM100 84V85H101ZM107 84H109V86H110V88H109V86H107ZM186 84V83H185ZM211 84V83H210ZM211 84V85H212ZM219 84V83H218ZM233 84V83H232ZM25 85V84H24ZM41 85V84H40ZM39 85V86H40ZM103 85H106V86H104L105 88H107L106 90H104L103 89V91H102V87H103ZM117 85H119V88H118V86ZM177 85V84H176ZM179 85V84H178ZM234 85V84H233ZM233 85H232V87H233ZM26 86V85H25ZM61 86V87H60ZM111 86H114L113 88L111 87ZM188 86V85H187ZM200 86V85H199ZM209 86V85H208ZM216 86H217V84H216ZM215 86V87H216ZM218 86H220V84L218 85ZM218 86L216 87L217 89H218ZM227 85H222V87L220 86L219 87V89L218 90H221V92H223L222 91V89L224 90L225 88H223V87H226ZM15 87L17 88V90H15ZM27 88L29 87V86H26ZM33 87V86H32ZM35 87V86H34ZM43 87V86H42ZM41 87V88H42ZM85 87V86H84ZM83 87V88H84ZM151 87H152V89H153V91H152V89H151ZM205 87V86H204ZM9 88V89H8ZM25 88V87H24ZM36 88H38V87H36ZM90 88V87H89ZM100 88V87H99ZM109 88V89H108ZM137 88V87H136ZM186 89H187V93L189 92V91H191L190 93H192V90H191V88L188 86V87H185ZM220 88H222V89H220ZM87 89V88H86ZM98 89V90H97ZM114 91H113V90ZM115 89H116V92H115ZM118 89V90H117ZM178 89V88H177ZM199 89V88H198ZM10 90V91H9ZM23 90H25L24 91V93H23ZM64 90V89H63ZM80 90V89H79ZM87 90H89V89H87ZM101 90V91H100ZM226 91V93H227V87H226V89H225ZM16 91H18V92H21V94L22 95H25L24 96V98H22V95L21 94H19L18 95V93L16 92ZM211 91V90H210ZM13 92V93H12ZM15 92V93H14ZM95 94H94V93ZM139 92H141V91H139ZM139 92H136V93H138V94H140ZM203 92V91H202ZM201 92V93H202ZM218 92V91H217ZM242 92V93H241ZM83 93V92H82ZM116 93V94H115ZM136 93H135V95L134 96H138V95H136ZM154 93V94H153ZM190 93H188V94H190ZM195 93H196V90H195ZM215 93V92H214ZM235 93H234V95H235ZM17 94V95H16ZM81 94V93H80ZM85 94V93H84ZM93 94V95H92ZM185 94V93H184ZM233 94V93H232ZM21 95V96H20ZM87 95V94H86ZM114 95V96H113ZM180 95H183V94H180ZM213 95V94H212ZM215 95V94H214ZM227 95H230V94H227ZM19 96H20V98H19ZM89 96V95H88ZM178 96V95H177ZM26 97V98H25ZM96 97V98H95ZM142 97V96H141ZM156 97H158V96H156ZM230 97H231V95H230ZM233 97V96H232ZM231 97V98H232ZM95 98V99H94ZM137 98H140V96H138ZM234 98V97H233ZM232 98V99H233ZM30 99V98H29ZM94 99V100H93ZM115 99V100H114ZM152 99L154 100V102L152 101ZM190 100V98H186V100ZM197 99V98H196ZM196 99H192V100H194V101H196ZM23 100V101H24ZM36 100V99H35ZM156 100V101H155ZM181 100H183V99H181ZM181 100H180V102H181ZM188 100V101H189ZM235 100V101H236ZM18 101V102H17ZM29 101V100H28ZM88 101H87V103H88ZM151 101V102H150ZM171 101V100H170ZM173 101V100H172ZM171 101V102H172ZM201 101V100H200ZM38 102V101H37ZM37 102H36V105H37ZM135 102V101H134ZM153 102V103H152ZM163 102V101H162ZM190 102V101H189ZM192 102V101H191ZM21 103V102H20ZM20 103H18V104H20ZM22 103H24V102H22ZM85 103V102H84ZM135 103H137V101L135 102ZM174 103V102H173ZM173 103H171V105L173 104ZM181 103H183V101L181 102ZM193 103V102H192ZM134 104V103H133ZM176 104H178V103H176ZM176 104H174L175 106H176ZM180 104V103H179ZM190 104V103H189ZM21 105V104H20ZM19 105V106H20ZM136 105V104H135ZM137 105H136V108H137ZM158 105H160V104H158ZM170 105V106H171ZM181 105V104H180ZM185 105H187V103L185 104ZM191 105V104H190ZM217 105V104H216ZM220 105V104H219ZM259 105H261L262 107H259ZM23 106V105H22ZM21 106V107H22ZM133 106V108L134 109H132V110H128V112L129 111H131L130 113H133L134 111L133 110H135L136 112L139 110V108L136 110L135 109V106L134 105H132ZM131 106V107H132ZM173 106V105H172ZM228 106V105H227ZM231 106V105H230ZM21 107H20V109H21ZM88 107V108H89ZM131 107H129L130 109H131ZM157 107V109H159V110H161L160 108H163L164 110L163 111H158V113H160V112H163V115L164 114H166L167 115V112H168V116H169V111H168V109H166V108H164V106L162 105V106H156ZM160 107V108H159ZM187 108H190V106L188 105V106H186ZM185 107V108H186ZM236 107H238V106H236ZM26 108V107H25ZM172 107H170V109H171ZM225 108V107H224ZM14 109H15V111H14ZM23 109V108H22ZM29 109V108H28ZM102 109H103V112H102ZM143 109V108H142ZM142 109H140V111L142 110ZM145 109V110H146ZM166 109V110H165ZM178 109H181V107L180 108H178ZM183 109V108H182ZM181 109V110H182ZM226 109V108H225ZM228 109V108H227ZM17 110H19V107L17 108ZM148 111L147 110V114L144 112V111H141V112H144V114L142 115L141 113H140V115H142V116H138V121H141L143 118H144V120L146 119V122L145 123H142L141 125L143 126V129H146L149 125H152L151 123L149 124V122H151V121H154V118H156L157 119V112L156 111H154V112H151V111H153V110H151V111ZM174 110V109H173ZM176 110V109H175ZM175 110H174V112H175ZM184 110V109H183ZM105 111V112H104ZM167 111V112H166ZM171 111V110H170ZM186 111V110H185ZM76 112H78V111H76ZM139 112V111H138ZM137 112V113H138ZM149 112H151V113H149ZM172 112V111H171ZM174 112H172V113H174ZM178 112V111H177ZM177 112L175 113L176 115H177ZM238 112V111H237ZM246 112V111H245ZM264 112V110H262V113ZM92 113V112H91ZM117 113V112H116ZM135 113V112H134ZM172 113H171V115H172ZM181 113H183V112H181ZM84 114V113H83ZM92 114H94V113H92ZM111 114H109L107 117H105L104 115H102V118H104V119H108V120H105L106 121V123H107V121H111L112 122V119H114L113 118V114H112V117H109V116H111ZM249 114H246V115H249ZM17 115V114H16ZM79 116L81 115V114H78ZM118 115V117H119V114L117 113L116 114V116ZM137 115H139V113L137 114ZM160 116L162 115V113L161 114H159ZM15 116V115H14ZM84 116V115H83ZM95 116V115H94ZM98 116V115H97ZM99 116H101V115H99ZM104 116V117H103ZM115 116V115H114ZM134 116L135 117H137L135 114H134ZM182 116V115H181ZM253 116L251 117V118H253ZM81 117H82V115H81ZM96 117V116H95ZM121 117V116H120ZM142 117V118H141ZM180 117V116H179ZM10 118H11V116H10ZM80 118V117H79ZM98 118V117H97ZM112 118V119H111ZM159 118V117H158ZM249 118H250V116H249ZM84 119V118H83ZM93 119H94V117H93ZM96 119V118H95ZM120 119V118H119ZM155 119V120H156ZM182 119V118H181ZM190 119V118H189ZM188 119V120H189ZM263 119V118H262ZM261 119V120H262ZM9 120V121H8ZM99 120H100V117H99ZM178 120H180L179 118H178ZM190 120H192V119H190ZM197 120V119H196ZM195 120V121H196ZM237 120V119H236ZM258 120V119H257ZM12 121V120H11ZM14 121H16V120H14ZM96 121V120H95ZM148 121V122H147ZM194 121V122H195ZM45 122V121H44ZM68 122V121H67ZM114 123L116 122V121H113ZM141 122H143V121H141ZM218 122V121H217ZM260 122H263V123H261L262 125H259L260 127L261 126H263V128H264V119L262 120V121H260ZM259 122V123H260ZM40 123V122H39ZM41 123L42 124H44L42 121H41ZM62 123V122H61ZM69 123V122H68ZM101 123H102V121H101ZM113 123V124H114ZM200 123V122H199ZM202 123V122H201ZM209 123V122H208ZM64 124H66V123H64ZM108 124V123H107ZM105 125V126H108V125ZM131 124V123H130ZM145 124H148V126L147 125H145ZM194 124V123H193ZM204 125L206 124V123H203ZM214 124V123H213ZM222 124V123H221ZM13 125V126H12ZM18 125V124H17ZM41 125V124H40ZM46 125H47V123H46ZM59 125V124H58ZM70 125V124H69ZM112 125V124H111ZM115 125V124H114ZM113 125V126H114ZM119 125V124H118ZM117 124H116V128H117V126H118ZM183 125L185 126V127H188V128H190L191 127V125H190V123L189 122H187V121H185L184 119H183ZM182 125V126H183ZM203 125V126H204ZM206 125H208V124H206ZM39 126V125H38ZM43 126V125H42ZM45 126V125H44ZM62 126V125H61ZM60 126V127H61ZM215 126V125H214ZM227 126V125H226ZM242 126H243V124H242ZM244 126H247V125H244ZM41 127V126H40ZM39 127V128H40ZM55 127H57V126H55ZM59 127V128H60ZM62 127H64V129H63V132L65 133V131H67V132H70V130H73V129H71L70 127H72V125L69 127L68 125H67V127H69L70 128V130H69V128H67L66 126H62ZM61 127V128H62ZM112 127V126H111ZM119 128H120V126H118ZM231 127V126H230ZM237 127V126H236ZM53 128H54V126H53ZM58 128V129H59ZM73 128V127H72ZM104 128H106V127H104ZM116 128H115V130H116ZM184 128V127H183ZM235 128V127H234ZM245 128V127H244ZM243 128V129H244ZM262 128V127H261ZM42 129L43 130H45V129H47V126H45V129H44V127H42ZM41 129V130H42ZM111 129H113V128H111ZM111 129H109V130H111ZM176 129V128H175ZM203 129V128H202ZM214 129V128H213ZM219 129V128H218ZM258 129H260V128H258ZM13 132H12V131ZM49 130V129H48ZM75 130H78V129H75ZM79 130H81L80 128H79ZM114 129H113V131H115ZM132 130H133V128H132ZM196 130V129H195ZM262 130V129H261ZM264 130V129H263ZM46 132H47V130H45ZM45 131H43V132H45ZM50 131H51V129H50ZM56 131V130H55ZM171 131V130H170ZM215 131V130H214ZM217 131V130H216ZM241 131H243V130H241ZM240 131V132H241ZM49 132V131H48ZM61 132H62V130H61ZM67 132L65 133V134H67ZM228 132V131H227ZM239 132V133H240ZM262 132V131H261ZM80 133H81V131H80ZM115 133V132H114ZM220 133V132H219ZM232 133V132H231ZM234 133V132H233ZM237 133V132H236ZM230 134V133H229ZM243 134H246L245 133V131L243 132ZM248 134H249V132H248ZM262 134H264V131H263V133ZM231 135V134H230ZM247 135V134H246ZM258 135V134H257ZM47 136H48V134H47ZM65 136V135H64ZM69 136V135H68ZM83 136V135H82ZM229 136V135H228ZM233 136V135H232ZM249 136H250V134H249ZM252 136V135H251ZM264 136V135H263ZM262 136V137H263ZM261 137V138H262ZM46 138V137H45ZM51 138V137H50ZM86 138V137H85ZM37 139V138H36ZM42 139V138H41ZM40 139V140H41ZM52 139V138H51ZM84 139V138H83ZM87 139V138H86ZM99 139V138H98ZM263 139V138H262ZM39 140V141H40ZM44 140V139H43ZM49 140V139H48ZM87 140H89V139H87ZM101 140V139H100ZM199 140V139H198ZM227 140V139H226ZM261 141V140H260ZM37 142H38V139H37ZM235 142V141H234ZM253 143H255L254 142V140L252 141ZM264 140L262 141V142H257V143H255V146L256 147H251L252 145L251 144H249L250 145V147L251 148H253V149H250V147L248 148V150H250V151H248L247 153H249V154H252V157H254L253 155L255 154L254 152H255V150L257 151L256 152V154H258V153H262V152H264V151H262L261 152V149L263 150V148H264ZM36 142H34L33 144L34 145H36L35 144ZM40 143V142H39ZM38 143V144H39ZM245 143V142H244ZM7 144V143H6ZM13 144H15V143H13ZM86 144V143H85ZM196 144V143H195ZM236 144V143H235ZM19 145V144H18ZM29 145V143L27 144V146ZM88 145V144H87ZM204 145V144H203ZM247 145V144H246ZM24 146V145H23ZM26 146V145H25ZM31 146L33 147V145L31 144ZM40 146V145H39ZM42 146V145H41ZM41 146L40 147H38L37 145H36V147H38V149L40 148L41 149ZM49 146V145H48ZM71 147H72V145H70ZM74 146V145H73ZM81 147L80 145H77V148L79 149V147ZM89 146V145H88ZM87 146V147H88ZM99 146V145H98ZM202 146V145H201ZM200 146V147H201ZM12 147H14V146H12ZM12 147H10V148H12ZM19 147H21V146H19ZM18 146L16 147L15 146V151L17 152H19V150L20 149H18L19 148ZM30 147V146H29ZM32 147H30V148H32ZM57 147H59V146H57ZM86 147V148H87ZM175 147V146H174ZM199 147V146H198ZM199 147V148H200ZM263 147V148H262ZM18 150H17V149ZM24 149H26L25 147H23ZM23 148H22V150H23ZM28 148V147H27ZM51 148V149H50ZM48 147V149L50 150L49 152H48V150L46 149V152H45V149L43 150V148H42V150H41V152H40V154H38V152H39V150L37 151V148L35 149V152H34V155L31 157H29V155H24V156H27L28 157V159L29 158H31V159H29V160H31V162H33V164L35 163V164H38L39 162L42 164V163H44L47 159H49L48 161V163H51L52 164V162H50L51 161V159H50V157L52 158V160H53V164H54V162L56 163V160L57 159H59L57 156H58V154L57 153H61V152H59V151H61V150H59L58 148V150L59 151H54V149L52 148V147ZM61 148H64V147H61ZM65 148H67L66 146H65ZM63 149V151L65 150L66 151V153L68 154V155H70L71 154V150H72V148H69V149H71V150H69L68 148L67 149ZM76 148V147H75ZM74 148V149H75ZM89 148V147H88ZM99 148V147H98ZM117 148L118 147H116L115 149L117 150ZM120 148V147H119ZM118 148V149H119ZM175 148H177V146L175 147ZM255 148V149H254ZM52 149H53V151H52ZM56 149V148H55ZM81 150H82V147L80 148ZM90 149V148H89ZM91 149H93L94 150V147L93 148H91ZM95 149H96V146H95ZM12 150V149H11ZM32 150H34V148H32ZM68 150V151H67ZM80 150V151H81ZM120 150V149H119ZM123 150H124V148H123ZM214 150V149H213ZM213 150H211L210 152H212ZM254 150V151H253ZM15 151H13V153H12V151H10L12 154H13V156H14V152ZM21 151V150H20ZM25 151V150H24ZM42 151H44L45 152V156L47 157H45L43 154H42V157H41V153H42ZM62 151V152H63ZM73 151L74 150H72V153H73ZM76 151V150H75ZM78 151V150H77ZM90 151V150H89ZM200 151V150H199ZM254 153H252V152ZM7 152H9V151H7ZM17 152V153H18ZM22 152V151H21ZM27 152H29V151H27ZM119 152V151H118ZM205 153V151H202L201 150V152H199V154L200 153ZM243 152V151H242ZM241 152V153H242ZM17 153H15V154H17ZM20 153V152H19ZM18 153V154H19ZM23 153L24 152H22V153H20L19 155L21 156V157H23ZM65 152H63V154H64ZM70 153V154H69ZM230 153H232V152H230ZM244 153V152H243ZM17 154V155H18ZM28 154H30V153H28ZM30 154V155H31ZM67 154H66V156H67ZM255 154V155H256ZM18 155V156H19ZM203 155H205V154H202V156ZM235 154H233L232 156H234ZM241 155V154H240ZM262 156H263V154H261ZM9 156V155H8ZM7 156V157H8ZM16 156V155H15ZM18 156H16V157H18ZM20 156L18 157V158H16V157H14V158H16V161H14L15 163L17 162V160H19V158H20ZM72 156V155H71ZM206 156V155H205ZM213 156V155H212ZM231 156V157H232ZM238 156V155H237ZM260 156V155H259ZM26 157V158H27ZM59 157H60V155H59ZM116 157V156H115ZM214 157V156H213ZM242 157V156H241ZM241 157H239V159L241 158ZM247 157V156H246ZM245 157V158H246ZM256 157H257V155H256ZM264 157V156H263ZM24 158V157H23ZM23 158H21L20 159V161H18V164H20V165H22V161H24L25 162V160H26V158L23 160ZM63 158H65V156L64 157H62V159ZM69 158H70V156H69ZM201 158V157H200ZM260 158H261V156H260ZM26 160V162H28L29 160ZM44 159H46V160H44ZM233 158H231V160H232ZM15 160V159H14ZM42 160H44V162L42 161ZM224 160V159H223ZM228 160V159H227ZM12 161H13V159H12ZM57 161H59V162H61V160H57ZM204 161L205 160H203V163H204ZM207 161H209V159L208 160H206V162ZM212 161V160H211ZM221 161V160H220ZM233 161H235V159L233 160ZM239 163H240V160H237ZM21 162V163H20ZM30 162V161H29ZM158 163L157 164H160L159 163V161H157ZM214 162V161H213ZM237 162V163H238ZM58 163V162H57ZM198 164H200V162H197ZM207 163H209V165H210V162H207ZM207 163H205L206 165H207ZM221 163V162H220ZM224 163V162H223ZM222 163V164H223ZM230 163H233V162H230ZM254 163H256V162H254ZM14 164V163H13ZM18 164H16V166H18ZM24 164V163H23ZM25 164H27V163H25ZM51 164H49V165H51ZM53 164H52V167H53ZM163 164V163H162ZM202 164V163H201ZM215 164V165H214ZM218 163H216V162H214V163H211V165L212 166H217L218 167V169H219V165H217ZM253 164V163H252ZM28 165V164H27ZM197 165V164H196ZM211 165H210V167H211ZM224 165H226L227 166V164H224ZM30 166V165H29ZM31 166H32V164H31ZM34 166V165H33ZM48 166V165H47ZM46 166V167H47ZM199 166V165H198ZM225 166V167H226ZM229 166V165H228ZM240 166V165H239ZM238 166V167H239ZM19 167V166H18ZM16 168V170H18L19 168ZM27 166H25V168H26ZM37 167V166H36ZM51 167V168H52ZM54 167H55V165H54ZM54 167H53V169H54ZM158 167V166H157ZM160 169L162 170L163 169V167L160 165ZM240 167H242V166H240ZM12 168V167H11ZM38 168V167H37ZM41 168V167H40ZM45 168V167H44ZM43 168V169H44ZM159 168V167H158ZM198 168V167H197ZM202 168H203V166H202ZM230 168V167H229ZM236 168V167H235ZM243 168V167H242ZM262 168V167H261ZM14 169H15V167H14ZM205 169V168H204ZM223 169V168H222ZM240 170H241V168H239ZM259 168H257L256 169V171L258 170ZM264 169V168H263ZM24 170V169H23ZM198 170V169H197ZM199 170H201V169H199ZM205 170H207V169H205ZM224 170V169H223ZM243 170V169H242ZM246 170V169H245ZM245 170H243V171H241V172H243V175H244V171ZM252 170H254V172H256L255 171V169H252ZM203 171V170H202ZM199 171V172H196V173H204L205 171ZM229 171V170H228ZM248 171H251V169L250 170H248ZM207 173V172H206ZM229 173V172H228ZM263 173H264V170H263ZM262 173V174H263ZM159 174V173H158ZM205 174V173H204ZM204 174L202 175L201 174V177L202 176H204ZM226 174V173H225ZM211 175V172L209 171V176ZM250 175V174H249ZM261 175V174H260ZM199 176V175H198ZM197 176V177H198ZM208 176V175H207ZM218 176H220V175H218ZM223 176V175H222ZM236 176H237V174H236ZM241 176V175H240ZM263 176V175H262ZM157 177L159 178V180H161L160 178V176L159 175H157ZM201 177H199V178H201ZM211 177V176H210ZM241 177H244V176H241ZM240 177V178H241ZM99 178H100V176H99ZM124 178V177H123ZM198 178V179H199ZM203 178V177H202ZM228 178V177H227ZM238 178H239V176H238ZM260 177H257V179L256 180H253V179H255V178H252V180L251 181H249L251 178H249V180L248 181H232V180H230V181H227L228 182V184L230 185V187H231V189H230V187H229V189H230V191H228L227 192V194L229 193V194H231V198H229L228 199V201L227 200H225L224 201V203H226V204H221V206H219V207H217V208H212V210H210L211 211V216H210V219H212V226H214V227H212L210 230H208V232H206L207 234H206V237H205V239L204 240H202L200 243H198V244H200V245H198V246H196V245H194L195 247H199L201 250H202V253H203V256L201 257V258H203V259H200L201 261H199L197 264H264V230H262V229H260V230H258V229H249V228H244V227H240V223L239 222H241L240 220H237L235 217V213L233 214V211H234V208L236 207V206H238L239 205V207L238 208H246V207H248L247 205H249L250 204V206L251 205H253V207L254 206H257V205H263L264 203V176H263V178H260ZM75 180H77V178H74ZM104 178H102V180H103ZM191 179V178H190ZM189 179V181H191ZM194 179V178H193ZM208 179H209V177H208ZM226 179V178H225ZM99 180V179H98ZM107 180V179H106ZM127 180V179H126ZM197 180V179H196ZM199 180H203V179H199ZM198 180V182L200 183V181ZM234 180V179H233ZM48 181V180H47ZM94 181H95V179H94ZM113 181V180H112ZM185 181V180H184ZM195 180H193V183H191L192 185L194 184V183H196V182H194ZM209 181V180H208ZM212 181H214V180H212ZM44 182H45V179H44ZM127 182V181H126ZM161 182V181H160ZM204 182V181H203ZM124 183V182H123ZM156 183H157V181H156ZM162 183V182H161ZM170 183V182H169ZM205 183H208L207 182V180L205 181ZM217 183V182H216ZM46 184H48V183H46ZM126 184V183H125ZM165 184V183H164ZM171 184V183H170ZM169 184V185H170ZM174 184V183H173ZM172 184V185H173ZM183 185H184V182L182 183ZM186 184V183H185ZM121 185V184H120ZM128 185V184H127ZM161 185V184H160ZM160 185H159V187H160ZM169 185H168V187H169ZM175 185V184H174ZM195 185V184H194ZM228 185V186H229ZM103 186V185H102ZM145 186V185H144ZM164 187H165V185H163ZM196 187L198 186V184H196L195 185ZM195 186H194V188H195ZM207 186V185H206ZM226 186H227V184H226ZM127 187V186H126ZM125 187V188H126ZM133 187V186H132ZM140 187H141V185H140ZM157 187H158V185H157ZM157 187H154V188H156L157 189ZM161 187H162V185H161ZM167 187V186H166ZM176 187V186H175ZM183 187V186H182ZM188 187V186H187ZM213 187V186H212ZM223 187V186H222ZM124 188V189H125ZM137 188H138V186H137ZM151 188V187H150ZM171 188V187H170ZM189 188V187H188ZM193 188V187H192ZM191 188V189H192ZM224 188V187H223ZM226 188H228V187H226ZM130 189V188H129ZM135 189V188H134ZM143 189V188H142ZM146 189H147V187H146ZM155 189V190H156ZM159 189H161V188H158V190ZM166 189V188H165ZM228 189V190H229ZM132 190V189H131ZM137 190V189H136ZM179 190V189H178ZM146 191V190H145ZM144 191V192H145ZM152 191V190H151ZM154 191V190H153ZM157 191V190H156ZM162 191H164L163 189H162ZM190 191V190H189ZM180 192V191H179ZM181 192H182V190H181ZM187 192H188V190H187ZM199 192V191H198ZM153 193V192H152ZM158 193V195H159V193H160V190L157 192ZM154 195H155V193H153ZM164 194V193H163ZM171 194V193H170ZM182 194V193H181ZM201 194V193H200ZM229 194H228V197H229ZM154 195H151L152 197L154 196ZM157 195V194H156ZM155 195V196H156ZM158 195H157V197H158ZM161 195H162V193H161ZM165 195V194H164ZM224 195H226L225 193H224ZM167 196V195H166ZM225 197H227V195L225 196ZM154 198V197H153ZM156 198V197H155ZM190 199V198H189ZM220 199V198H219ZM223 199V198H222ZM224 200V199H223ZM263 201V202H262ZM211 202V201H210ZM260 203V204H259ZM263 203V204H262ZM158 204V203H157ZM247 204V205H246ZM264 206V205H263ZM263 206H261V207H263ZM259 208H260V206H258ZM237 208V207H236ZM250 208V207H249ZM254 208H256V210H257V207H254ZM264 208V207H263ZM205 209V208H204ZM251 209V208H250ZM205 210H208V207H206V209ZM243 210H247V209H243ZM253 210H255V209H253ZM251 211V210H250ZM260 211H262V210H260ZM263 211H264V209H263ZM252 212V211H251ZM250 212V213H251ZM254 212V211H253ZM253 212H252V214H253ZM258 212V211H257ZM134 213V212H133ZM243 213H244V211H243ZM242 213V214H243ZM250 213H249V216H250ZM255 213V212H254ZM259 213V212H258ZM262 213H264V212H262ZM256 214V213H255ZM235 217H234V216ZM260 215H261V213H260ZM118 216V215H117ZM161 216V215H160ZM244 216H245V214H244ZM253 216L251 215V218H252ZM159 218H161V217H159ZM250 218V219H251ZM209 219V223H211L210 220ZM256 219H257V217H256ZM157 220V219H156ZM160 220V219H159ZM163 220V219H162ZM243 220V219H242ZM260 221V220H259ZM156 222V221H155ZM223 222H224V224H223ZM252 222H253V219H252ZM256 222V221H255ZM183 223V222H182ZM178 224L179 226H185L184 224ZM254 223V222H253ZM260 223V222H259ZM188 224V223H187ZM194 225H195V223H193ZM215 224V225H214ZM223 224V225H222ZM258 224V223H257ZM261 224V223H260ZM262 225V224H261ZM162 226V225H161ZM190 226V225H189ZM192 226V225H191ZM187 227H188V225H187ZM193 227V226H192ZM250 227H252V226H250ZM168 229H169V227H168ZM167 229V230H168ZM192 229V228H191ZM264 229V228H263ZM205 230V229H204ZM159 232L161 231V230H158ZM180 231H182V230H180ZM167 232V231H166ZM184 232V231H183ZM196 232V231H195ZM197 232H199V231H197ZM196 232V233H197ZM205 233V232H204ZM148 234V233H147ZM162 234V233H161ZM4 235V234H3ZM199 235H200V233H199ZM198 235V236H199ZM201 236H202V233H201ZM197 237V236H196ZM155 238H157V237H155ZM199 238V237H198ZM121 239V238H120ZM119 239V240H120ZM147 239V238H146ZM200 239V238H199ZM202 239V238H201ZM200 239V240H201ZM134 241V240H133ZM192 242L194 241V239L193 240H191ZM197 241H199L198 239L196 240V242ZM120 242H121V240H120ZM125 243V242H124ZM180 243V242H179ZM121 244H123V242H121ZM188 244V243H187ZM190 244V243H189ZM188 244V245H189ZM194 244V243H193ZM197 244V243H196ZM140 245V244H139ZM180 246V245H179ZM193 247V246H192ZM185 249H187L188 248V246L186 247H184ZM198 248V249H199ZM181 249V248H180ZM183 249V248H182ZM189 249V248H188ZM194 249V248H193ZM198 249H196V250H198ZM195 250V251H196ZM175 252V251H174ZM186 252V251H185ZM227 252V253H226ZM195 253V252H194ZM201 253V252H200ZM229 253V254H228ZM175 254H176V252H175ZM188 254V253H187ZM197 254V253H196ZM196 254H194V257H195V255ZM192 256V255H191ZM168 257V256H167ZM193 257V256H192ZM171 258V257H170ZM174 258V257H173ZM175 258H178V257H175ZM200 258V257H199ZM141 259H143V258H141ZM179 259V258H178ZM177 259V260H178ZM193 259V258H192ZM191 259V260H192ZM197 260V259H196ZM195 260V261H196ZM174 261V260H173ZM150 262V261H149ZM148 262V263H149ZM164 262V261H163ZM188 262V261H187ZM186 262V263H187ZM153 262L151 261V264H152ZM150 264V263H149ZM155 264V263H154ZM188 264V263H187ZM190 264V263H189Z\"/></svg>", "mask_w": 264, "mask_h": 264}]
</instances>
